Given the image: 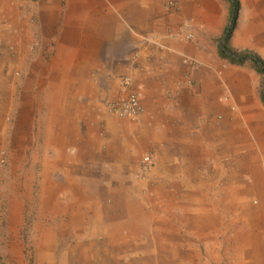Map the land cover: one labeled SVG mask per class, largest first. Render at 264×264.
<instances>
[{"label": "crops", "instance_id": "0c3cea01", "mask_svg": "<svg viewBox=\"0 0 264 264\" xmlns=\"http://www.w3.org/2000/svg\"><path fill=\"white\" fill-rule=\"evenodd\" d=\"M238 1L248 2L254 17L238 22L228 47L253 52L264 63L255 37L264 40V0ZM226 2L37 0L28 6L27 21L8 25L7 39L14 49L23 46L29 61L26 100L39 116L43 139L63 134L69 142L63 149L71 148L78 169L91 172L101 149L120 170L149 156L151 180L166 190L159 202L222 214V229L231 220L232 232L239 231L224 240L243 254L233 264H264V205L257 216H236L252 196L264 201L256 191L264 189L258 180L264 171V101L238 109L234 94L255 93L259 82L244 65L254 66L251 58L237 64L221 54L231 25ZM185 21L195 25L194 41L179 35ZM129 93L139 98L143 114L117 120L109 103ZM234 99L237 108L231 107ZM52 119L54 129L48 127Z\"/></svg>", "mask_w": 264, "mask_h": 264}, {"label": "rangeland", "instance_id": "374dc122", "mask_svg": "<svg viewBox=\"0 0 264 264\" xmlns=\"http://www.w3.org/2000/svg\"><path fill=\"white\" fill-rule=\"evenodd\" d=\"M36 1L0 0V264L240 261L243 254L233 252L234 242L224 243L239 233L232 232V221L225 220L228 227L224 231L220 223L223 215L216 216L208 206L169 205L167 199L159 202L158 198H167L166 190H159L152 182L150 168L142 163V157L127 162L120 170L107 163L101 149L95 159L96 172H91L82 165L78 169L71 148L63 149L69 144L63 134H49L47 141L43 139L39 116L26 100L29 72L25 68L29 61L23 59V46L14 56L18 51L7 39L8 25L27 21L28 6ZM248 6V2H239L229 47L238 22L246 23L254 17ZM255 37L262 38L260 34ZM259 40L258 50L264 56V40ZM245 63L254 69L259 85L255 93L234 94L242 112L248 111L250 102L263 101L264 94V75L250 61ZM237 101L232 100V108ZM55 121L52 119L48 127L54 129ZM260 179L264 181V171ZM256 191L264 194L263 188ZM250 200L245 208L240 206L236 214L240 219L259 215L264 201L259 195ZM166 222L172 227L167 228ZM242 225L240 221L237 228Z\"/></svg>", "mask_w": 264, "mask_h": 264}, {"label": "built area", "instance_id": "2783aa9c", "mask_svg": "<svg viewBox=\"0 0 264 264\" xmlns=\"http://www.w3.org/2000/svg\"><path fill=\"white\" fill-rule=\"evenodd\" d=\"M194 30L195 25L191 21H185L179 30V35L185 41H194ZM125 84H128V82H126ZM109 111L111 115L116 116L117 118L135 120L143 114L144 108L139 98L135 94L129 93L125 97H121L117 100L110 102ZM149 162V156L143 157L142 163L144 165L147 166Z\"/></svg>", "mask_w": 264, "mask_h": 264}, {"label": "trees", "instance_id": "16d2710c", "mask_svg": "<svg viewBox=\"0 0 264 264\" xmlns=\"http://www.w3.org/2000/svg\"><path fill=\"white\" fill-rule=\"evenodd\" d=\"M231 5L230 11V21L231 26L227 27L224 33V43L221 48V54L223 57L229 58L233 63L242 64L246 59L251 58L253 60V64L257 69V72L264 75V65L259 58H256L253 54L248 51L242 52H234L231 51L228 47V39L230 38L231 32L235 26V19L237 17L236 13L239 9V1L238 0H227ZM264 101V94H263Z\"/></svg>", "mask_w": 264, "mask_h": 264}]
</instances>
